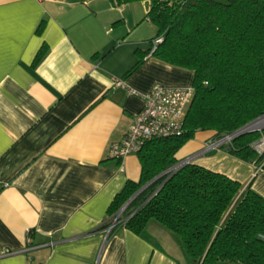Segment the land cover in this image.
Listing matches in <instances>:
<instances>
[{
	"label": "crops",
	"instance_id": "0c3cea01",
	"mask_svg": "<svg viewBox=\"0 0 264 264\" xmlns=\"http://www.w3.org/2000/svg\"><path fill=\"white\" fill-rule=\"evenodd\" d=\"M148 8L144 0H0V264H186L156 223L146 227L153 241L125 228L104 241L100 228L141 171L136 153L108 158L109 144L123 138L153 85L192 84L190 70L147 54L157 31ZM136 49L145 57L124 76ZM214 137L197 132L176 159ZM227 149L193 163L264 197V169Z\"/></svg>",
	"mask_w": 264,
	"mask_h": 264
},
{
	"label": "trees",
	"instance_id": "16d2710c",
	"mask_svg": "<svg viewBox=\"0 0 264 264\" xmlns=\"http://www.w3.org/2000/svg\"><path fill=\"white\" fill-rule=\"evenodd\" d=\"M144 1L157 30L153 40L162 38L152 53L151 41L147 54L190 70L194 95L181 134L152 139L136 153L140 177L114 196L100 228L127 203L108 238L125 228L153 241L146 230L153 222L171 234L186 264H264V197L250 185L193 162L160 175L178 162L176 153L197 132L232 133L264 115V0ZM43 53L42 47L35 61ZM135 54L124 76L145 57L139 49ZM262 136L264 130L238 135L229 152L264 169V155L252 148Z\"/></svg>",
	"mask_w": 264,
	"mask_h": 264
},
{
	"label": "built area",
	"instance_id": "2783aa9c",
	"mask_svg": "<svg viewBox=\"0 0 264 264\" xmlns=\"http://www.w3.org/2000/svg\"><path fill=\"white\" fill-rule=\"evenodd\" d=\"M162 41L161 37L152 41L151 53L157 43ZM114 85H123L122 79H114ZM128 94L136 95L137 92L128 89ZM192 86L170 87L155 84L147 94L143 96L144 105L142 109L134 114L131 122L120 141H113L107 148V157L122 161L127 155L137 153L146 142L152 139L167 138L180 135L183 131L188 106L193 98ZM235 138L234 132L215 136L208 141L202 149L191 154L165 170L161 175L173 173L187 163L196 160L201 154L212 149L228 148ZM252 148L257 155H264V136L252 143ZM261 169V167H259ZM124 204L108 219L107 226L103 229L104 241L107 240L113 227L121 220L126 208ZM30 242V240H27Z\"/></svg>",
	"mask_w": 264,
	"mask_h": 264
},
{
	"label": "water",
	"instance_id": "95a60500",
	"mask_svg": "<svg viewBox=\"0 0 264 264\" xmlns=\"http://www.w3.org/2000/svg\"><path fill=\"white\" fill-rule=\"evenodd\" d=\"M262 116H264V115H262ZM262 116L258 117L257 119L261 118ZM257 119L253 120L252 122L246 124L245 126L239 128L238 130H236V131L234 132V136L236 137V136L241 135V134L246 133V132L255 131L256 129H245V128H246L248 125H250L251 123H253L254 121H256ZM227 151H229V149H227ZM160 175H161V174H160ZM160 175L157 176L156 178H154L152 181H154L155 179H157L158 177H160ZM152 181H151V182H152ZM151 182H149V183H151ZM149 183H148V184H149ZM148 184H146V185H148ZM146 185L143 186L138 192H136V193L134 194V196H135L137 193H139L144 187H146ZM134 196H133V197H134Z\"/></svg>",
	"mask_w": 264,
	"mask_h": 264
},
{
	"label": "bare ground",
	"instance_id": "6f19581e",
	"mask_svg": "<svg viewBox=\"0 0 264 264\" xmlns=\"http://www.w3.org/2000/svg\"><path fill=\"white\" fill-rule=\"evenodd\" d=\"M262 125H264V116H262L261 118L257 119L256 121L248 125L245 129H254Z\"/></svg>",
	"mask_w": 264,
	"mask_h": 264
},
{
	"label": "rangeland",
	"instance_id": "374dc122",
	"mask_svg": "<svg viewBox=\"0 0 264 264\" xmlns=\"http://www.w3.org/2000/svg\"><path fill=\"white\" fill-rule=\"evenodd\" d=\"M256 129L255 131H261V130H264V125L260 126V127H257V128H254ZM180 150V149H179ZM259 156V155H258ZM185 158V157H184ZM181 159L183 158H180L178 161H180ZM127 206V205H126Z\"/></svg>",
	"mask_w": 264,
	"mask_h": 264
}]
</instances>
